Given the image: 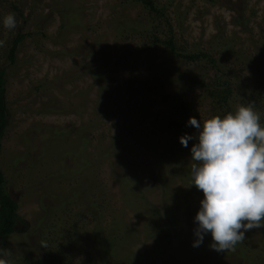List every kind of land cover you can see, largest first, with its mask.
Masks as SVG:
<instances>
[{
    "label": "rangeland",
    "instance_id": "374dc122",
    "mask_svg": "<svg viewBox=\"0 0 264 264\" xmlns=\"http://www.w3.org/2000/svg\"><path fill=\"white\" fill-rule=\"evenodd\" d=\"M214 1L154 0L160 6L170 3L164 12L178 48L189 54L203 49L219 62L217 34L228 39L235 34V48L254 56L253 42L259 47L264 32V0ZM242 4L243 15L251 16L253 40L233 23ZM8 13L15 15L16 27L0 24L8 114L0 168L21 222L1 241L0 250L11 253L5 258L17 264H264V226L245 232L243 252L242 245L215 251L210 235L193 247L199 196L190 179L165 178L171 172L167 151L152 123L167 116L160 95L174 93V80L196 81L205 62L173 60L155 44L154 36L164 39L165 25L140 0H0V18ZM18 33L27 37L10 64L7 55ZM207 73L206 80H212L214 71ZM240 75V83L264 106V79L259 86L246 80L245 71ZM193 91H185L182 100L203 123L207 101L198 103L200 92ZM142 102L144 118H139ZM126 118L132 125L141 119L139 128L156 138L160 163L147 150L133 163L127 141L116 147L120 129L130 124ZM191 145L175 162H192ZM78 213L86 231L70 237L72 222H62ZM92 214L101 220L96 230Z\"/></svg>",
    "mask_w": 264,
    "mask_h": 264
},
{
    "label": "trees",
    "instance_id": "16d2710c",
    "mask_svg": "<svg viewBox=\"0 0 264 264\" xmlns=\"http://www.w3.org/2000/svg\"><path fill=\"white\" fill-rule=\"evenodd\" d=\"M209 1L212 4L215 3L214 0ZM140 2L144 6V8L148 9L150 13L155 16L154 20H157L160 23L162 21L163 25H165L162 28L163 31L165 29V31L163 32L164 39L154 36L155 44H159L162 48H164L163 51H167V55H169V57H171L173 60L180 59L181 62L184 61L187 63L205 62L207 65V68L204 72H202V69L199 70V73L195 76L196 81L193 80L192 82V80H187L184 83H181L177 80L173 81L175 84V86L173 87L174 93H171L172 95L170 96H167L165 93H162V95H160L161 101L159 103L168 104L166 106L168 110L166 112L164 111V114H167V116L163 117L161 115V118L156 117L152 122L154 125L153 131L155 130L156 132H160L156 138L161 140L162 143L160 144H164V149L165 151H167L168 170H170L171 172H168V175H166L165 178L167 179L168 177L171 181L173 180V177L181 176L190 179L188 183L189 187H191V190L195 194H197L199 196V200H201L203 198L202 192L196 189L194 185H191L192 181L190 176V168L192 162L188 163L190 165L186 164L185 161V165L179 164L181 161L175 162V158L178 160V155L181 156L185 151L178 138L186 133L192 135L193 137L196 134V130L187 124L188 118L193 116L190 115V112L187 109V102L182 100V96L185 91L194 92L193 90L198 89L200 93L197 96V102L200 103L202 99L207 101V118H210L213 115L223 116L227 112L234 111L239 105L252 103L255 107V110L260 114L261 124L264 125V115L261 112V110H264V106H262L263 102H256L255 99L257 97L253 93H249V91L245 88V85L242 84L244 82L240 83L241 81H244V78L240 75L241 71H245L247 73L246 80L249 79V81L258 83L259 86H262L261 81L264 79V32H261V34L258 35V40L260 42L259 47L256 46L255 41L253 42V46L256 49L254 56L247 54L242 50V48H235V45L238 42V38L235 34H233L231 38L228 39L224 36L223 33H218L217 35L220 36V42H217L214 46L215 50L221 53V56H218L220 60L218 62V59L214 60L212 58V53L204 51L203 49H199L197 53L189 54L184 49L180 47L178 48V46H176V44L174 43L173 31L171 30L172 25L170 18L164 12L166 7H168L170 3L160 6L155 3L154 0H140ZM242 5L239 9L236 7L240 14L237 17L233 18V23L235 24V26H238L240 28L241 32L250 35L251 39L253 40V35H251V28H249L251 16L245 17L243 15L244 5ZM236 9H234V11L237 12ZM180 23L181 22H178V26L181 25ZM219 36H215L216 41L219 40ZM26 37L27 36L25 34L18 33L13 40L11 49L9 50L7 55L10 64H15V53L17 50V46L20 45ZM169 57L166 56L165 60H168ZM225 59L231 62L229 66L224 64ZM165 62L166 61H164L163 63L165 64ZM230 68L232 69V71L229 70ZM211 69L214 71L215 76L212 80H206V76L208 74L207 72ZM228 71H230V74H228ZM5 76L6 69H0V144L8 127V114L6 107L7 104L5 100L4 90L6 83ZM59 78L60 77H57L56 79ZM70 82L72 81H69V83ZM238 82L239 84H237ZM235 87H237V89ZM234 90H236L235 94ZM154 94H157V91H155ZM170 98L171 101L168 102L167 99L169 100ZM139 105L141 106V108H139V114L137 116L139 118H144L142 117L143 113L141 110L146 105L143 102ZM98 106V109H100L101 106ZM132 108L133 110H135L134 105H132ZM127 120L130 122L129 126L121 128L120 137L116 136L115 138L116 147H119L118 145H120L121 142L127 141V152L132 156L133 163H136V160L134 159H137L139 157L138 154L141 150H147L148 153H150V155H152L156 159L155 164L160 163V161H162V155L161 151L157 150L156 138L145 133L144 130H141L139 128L138 125L141 124V119H134L133 125V121H130L126 118V121ZM81 128L82 127H80L78 130H80ZM191 141L192 143H194V140ZM83 142H85L84 139H82V143ZM149 167L151 168V165H149ZM145 171H148V169ZM86 190L87 193H91L92 191V189L90 190L88 186ZM101 195L102 194H100V197ZM99 209L101 210L102 208ZM81 214L82 213H78L74 216L70 215L69 220L64 219V221L62 222V225L64 226H67V223L69 225V223L72 222L69 226V229L67 230V235H69L70 237H82L86 231V220L84 219V217H82ZM19 217L18 204L14 200V198L9 195L6 189L5 177L0 168V249L2 239L10 237L14 234L18 222H21V218ZM91 217V223H93V226L96 230L98 226H96L95 224L100 223L101 220L98 219L96 214H92ZM194 225L195 224H193V228H195ZM65 231L63 229L62 232ZM237 245H242L240 248V251H242L246 244L238 242ZM11 264L17 263L11 261ZM37 264L41 263L37 262Z\"/></svg>",
    "mask_w": 264,
    "mask_h": 264
},
{
    "label": "clouds",
    "instance_id": "9594fccd",
    "mask_svg": "<svg viewBox=\"0 0 264 264\" xmlns=\"http://www.w3.org/2000/svg\"><path fill=\"white\" fill-rule=\"evenodd\" d=\"M5 29L13 30V13L0 18ZM196 130L180 136L190 151L192 184L203 198L194 215L198 247L211 236L210 247L218 252L234 250L245 239V232L264 226V125L252 103L242 104L223 116L213 115L203 123L189 117ZM11 253L0 250V264H11Z\"/></svg>",
    "mask_w": 264,
    "mask_h": 264
}]
</instances>
